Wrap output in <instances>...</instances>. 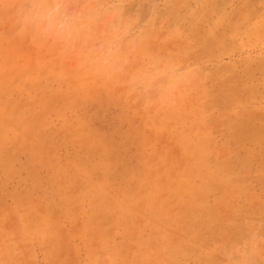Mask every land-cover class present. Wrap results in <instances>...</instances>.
Instances as JSON below:
<instances>
[{
  "label": "rangeland",
  "instance_id": "rangeland-1",
  "mask_svg": "<svg viewBox=\"0 0 264 264\" xmlns=\"http://www.w3.org/2000/svg\"><path fill=\"white\" fill-rule=\"evenodd\" d=\"M262 15L264 0H0V264H264ZM141 35L150 41L133 46ZM185 167L194 210L164 189L163 220L139 205L116 230L95 213L108 178L109 200H140L138 180L164 184Z\"/></svg>",
  "mask_w": 264,
  "mask_h": 264
},
{
  "label": "bare ground",
  "instance_id": "bare-ground-1",
  "mask_svg": "<svg viewBox=\"0 0 264 264\" xmlns=\"http://www.w3.org/2000/svg\"><path fill=\"white\" fill-rule=\"evenodd\" d=\"M189 2V1H188ZM185 7H186V5H185ZM3 52V51H2ZM9 60V59H8ZM7 64V63H6ZM19 68V67H18ZM17 68V69H18ZM28 67H26V69H27ZM39 68V67H38ZM14 69V68H13ZM22 69V68H21ZM25 69V68H24ZM11 70V69H10ZM30 70V69H29ZM38 70V69H37ZM17 71V70H16ZM24 71V70H23ZM27 71H28V69H27ZM26 71V74H29L28 72ZM39 71H40V69H39ZM20 72H22V71H19V73ZM29 72H32V71H29ZM12 73V72H11ZM10 73V74H11ZM18 73V75H20ZM23 73V72H22ZM21 73V75L23 76V74L25 73V71H24V73L22 74ZM37 73V72H36ZM16 74V73H15ZM4 74L2 73V76H3ZM17 75V74H16ZM20 75V76H21ZM32 75V73L30 74V76ZM39 75V74H38ZM0 76H1V74H0ZM5 76V75H4ZM8 76V75H7ZM6 76V77H7ZM21 76V77H22ZM25 76V75H24ZM27 77H28V75H26ZM45 76V75H44ZM52 76V75H51ZM11 77V76H10ZM21 77H19V78H21ZM42 77V76H41ZM17 78V77H16ZM36 78V77H35ZM52 78V77H51ZM42 79V78H41ZM7 80V79H6ZM19 80H21V79H19ZM24 80V79H23ZM22 80V81H23ZM40 80V79H39ZM53 80V79H52ZM3 81H5V77H4V80ZM15 83H18L17 81H16V79L15 80H13ZM6 82V81H5ZM25 82V81H24ZM23 82V83H24ZM36 82H39V81H36ZM8 83V82H7ZM12 83V82H11ZM9 84V83H8ZM19 84V83H18ZM17 84V85H18ZM21 84V83H20ZM46 85L48 84V82L47 83H45ZM7 85V84H6ZM12 84H10L9 86H11ZM25 85H27V84H25ZM45 85V86H46ZM66 85V84H65ZM8 86V85H7ZM15 86H16V84H15ZM21 86V85H20ZM40 86V85H39ZM49 86V85H48ZM52 86V85H51ZM17 87V86H16ZM26 87V86H25ZM32 87H33V85H32ZM3 88V87H2ZM6 88H8V87H6ZM28 88V87H27ZM36 88V87H35ZM1 89V88H0ZM4 89V88H3ZM6 90V89H5ZM5 90L3 91V92H5ZM11 90V89H10ZM13 90V89H12ZM18 90V89H17ZM16 90V91H17ZM31 90V89H30ZM47 90V89H46ZM9 91V90H8ZM15 91V93H17ZM23 91V90H22ZM28 91V90H27ZM32 91V90H31ZM33 91H36L35 89H33ZM60 91H62V90H60ZM60 91H58V92H60ZM11 92V91H10ZM10 92H8V93H10ZM56 92V91H55ZM1 93H2V91H1ZM6 93V92H5ZM14 93V92H13ZM20 93V92H19ZM18 93V94H19ZM31 93V92H30ZM24 94H28V93H24ZM31 94H33V92L31 93ZM39 94V93H38ZM61 94V93H60ZM6 96H8V95H6ZM5 96V97H6ZM10 96V95H9ZM21 96V95H20ZM50 96V95H49ZM0 97H2V95L0 96ZM19 97V96H18ZM82 98H83V96H82ZM5 99V98H4ZM21 99V98H20ZM19 99V100H20ZM26 99V98H25ZM25 99H23V101L25 100ZM48 99V98H47ZM86 99V98H85ZM90 99V98H89ZM97 99V98H96ZM10 100V99H9ZM1 101V100H0ZM20 101H22V100H20ZM36 101V100H35ZM60 101V100H59ZM4 102V101H3ZM10 102V101H9ZM12 102V101H11ZM39 102V101H38ZM86 102H88L87 100H86ZM1 103V102H0ZM6 103V102H5ZM20 103H22V102H20ZM8 104V103H7ZM6 104V105H7ZM19 104V103H18ZM32 104V103H31ZM30 104V105H31ZM36 105H37V103H35ZM57 104V103H56ZM68 104H70V103H68ZM86 104V103H85ZM98 104V103H97ZM25 106L27 105V104H24ZM19 106V105H18ZM33 106V105H32ZM67 106V105H66ZM77 106V105H76ZM85 106V105H84ZM87 106V105H86ZM20 107H21V105H20ZM23 107V106H22ZM27 107V106H26ZM31 107V106H30ZM70 107V106H69ZM88 107V106H87ZM92 107H94V106H92ZM91 107V108H92ZM8 108V107H7ZM11 108V107H10ZM32 108H34V107H32ZM85 109H86V107H84ZM83 107H82V109H84ZM9 109V108H8ZM8 109H6V111H8ZM15 109V108H14ZM19 109H21V108H19ZM65 109V108H64ZM63 109V110H64ZM71 109V108H70ZM26 110V109H25ZM34 110H36L35 108H34ZM56 110H57V108H56ZM89 110V109H88ZM94 110V109H93ZM5 111V112H6ZM16 111H17V109H15V113H16ZM18 111H20V110H18ZM69 111V110H68ZM67 111V112H68ZM84 111V110H83ZM10 112V111H9ZM21 112V111H20ZM34 112V111H33ZM65 112V111H64ZM70 112V111H69ZM71 112H72V110H71ZM57 113H59L58 111H57ZM79 113V112H78ZM83 113V112H82ZM91 113V112H90ZM23 114V113H22ZM25 114V113H24ZM23 114V115H24ZM37 114V113H36ZM39 114V113H38ZM31 115V114H30ZM87 115V114H86ZM96 115V114H95ZM3 116H5V115H3ZM8 116V115H7ZM17 116H19V115H17ZM64 116V115H63ZM79 116V115H78ZM30 117V116H29ZM36 117H38V116H36ZM39 117H40V115H39ZM65 117V116H64ZM91 117V116H90ZM3 117H1V119H2ZM20 118V117H19ZM81 118H83V117H81ZM80 118V119H81ZM5 119V118H4ZM14 119H16V118H14ZM31 119V118H30ZM36 119V118H35ZM64 119H66V118H64ZM3 120V119H2ZM7 120V119H6ZM38 120V119H37ZM43 120H45V119H43ZM8 121V120H7ZM46 121V120H45ZM66 121V120H65ZM77 121V120H76ZM75 121V122H76ZM84 121V120H83ZM86 121V120H85ZM1 122V121H0ZM4 122H6V121H4ZM8 122H10V121H8ZM32 122H33V120H32ZM38 122H39V120L37 121V124H38ZM40 122H41V120H40ZM40 122H39V124H40ZM42 122H44V121H42ZM41 122V123H42ZM68 122V121H67ZM70 122V121H69ZM78 122V121H77ZM90 122H92V121H90ZM89 122V123H90ZM21 123V122H20ZM9 124V123H8ZM44 124H45V122H44ZM65 124H66V122H65ZM74 124L75 123H72V126H74ZM35 125V123L33 124V126ZM67 125H70V123L69 124H67ZM90 125V124H89ZM38 125H36V128H38L37 127ZM42 126H43V123H42ZM85 126H87L86 124H85ZM44 127V126H43ZM42 127V128H43ZM46 127V126H45ZM84 127V126H83ZM91 127H92V125H91ZM93 127H95V125H93ZM1 128H3V127H1ZM5 128V127H4ZM22 128V127H21ZM40 128V127H39ZM38 128V129H39ZM47 128V127H46ZM45 128V129H46ZM73 128V127H72ZM71 128V129H72ZM6 129V128H5ZM74 129V128H73ZM86 129V128H85ZM88 129V128H87ZM90 129V128H89ZM17 130V129H16ZM42 130V129H41ZM62 130V129H61ZM65 130V129H64ZM68 130V129H67ZM83 130V129H82ZM1 131V130H0ZM7 132H8V130H6ZM11 131V130H10ZM26 131V130H25ZM33 131V130H32ZM66 131V130H65ZM69 131V130H68ZM75 131H78L77 129L75 130ZM75 131H74V133H75ZM4 132V131H3ZM27 132V131H26ZM29 132V131H28ZM80 132V131H79ZM83 132V131H82ZM88 132V131H87ZM90 132V131H89ZM126 132V131H125ZM1 133H2V131H1ZM20 133H22L21 131H20ZM30 133V132H29ZM33 133V132H32ZM35 133H37V132H35ZM38 133H40L41 134V132H39L38 131ZM50 133H53V132H50ZM49 133V134H50ZM62 133V132H61ZM64 133V132H63ZM72 133V132H71ZM95 133V132H94ZM98 133V132H97ZM116 133H117V131H116ZM8 134H10V132L8 133ZM59 134H60V132H59ZM59 134H58V136H59ZM69 134H70V132H69ZM68 134V135H69ZM73 134V133H72ZM71 134V135H72ZM82 134V133H81ZM84 134V133H83ZM96 134V133H95ZM101 134V133H100ZM6 135V134H5ZM15 135V134H14ZM30 135V134H29ZM70 135V136H71ZM80 135V134H79ZM88 135H90V133L88 134ZM4 136V135H3ZM8 136V135H7ZM6 136V137H7ZM34 136H35V134L33 135V138H34ZM38 135H36L35 136V138L37 137ZM42 135H40V137H41ZM19 138H20V136H18ZM32 137V136H31ZM48 137V136H47ZM61 137V136H60ZM83 137V136H82ZM88 137V136H87ZM91 137V136H90ZM107 137V136H106ZM8 138V137H7ZM10 138V137H9ZM21 138H23L22 136H21ZM20 138V139H21ZM25 138V137H24ZM28 140L29 139H31L30 137H26ZM25 138V139H26ZM50 138V137H49ZM48 138V139H49ZM51 138H52V136H51ZM53 138H56V136H54ZM95 138H96V136H95ZM105 138V137H104ZM14 139V138H13ZM63 139V138H62ZM66 138L64 137V141H62V142H65L66 140H65ZM70 139H72V138H70ZM80 139V138H79ZM86 139V138H85ZM100 139H101V136H100ZM184 139V138H183ZM7 140H9V139H7ZM6 140V141H7ZM12 140V139H11ZM10 140V141H11ZM28 140H27V142H28ZM36 140H38V139H36ZM109 140V139H108ZM131 140V139H130ZM193 140V139H192ZM13 141V140H12ZM18 141H19V139H18ZM39 141H41V139L39 140ZM67 141H68V138H67ZM71 141V140H70ZM103 141V140H102ZM4 143H6L5 141H3ZM9 142V141H8ZM7 142V143H8ZM14 142V141H13ZM47 142V141H46ZM57 142V141H56ZM61 142V143H62ZM87 142V141H86ZM111 142V141H110ZM110 142H108V144L110 143ZM123 141H121L120 143H122ZM130 142V141H129ZM184 144H185V148L186 149H188V150H190L188 153H186V154H192L193 153V151H194V153L197 151L198 152V144L197 143H194V142H192L191 143V141H190V139H184ZM6 143V144H7ZM32 143V142H31ZM37 143H38V141H37ZM44 143V142H43ZM57 143H59V142H57ZM69 143V142H68ZM71 143V142H70ZM76 143V142H75ZM106 143V142H105ZM113 143V142H112ZM120 143H118V144H120ZM9 144V143H8ZM15 144V143H14ZM21 144V143H20ZM33 144V143H32ZM31 144V145H32ZM36 144V143H35ZM45 144V143H44ZM47 144V146H48V143H46ZM46 144H45V146H46ZM50 144V143H49ZM63 144V143H62ZM108 144H107V147H108ZM114 144V143H113ZM18 145V144H17ZM25 145V144H24ZM23 145V146H24ZM51 145H53V144H51ZM75 145H77V144H75ZM82 145V144H81ZM93 146H95L97 149L101 146V143L100 144H92ZM125 145V144H124ZM124 145H122V146H124ZM3 146L4 147H6L4 144H3ZM11 146V145H10ZM22 146V147H23ZM26 146H28V144L26 143ZM34 146V145H33ZM55 146H57V145H55ZM79 146V145H78ZM85 146V145H84ZM14 147V146H13ZM18 147V146H17ZM20 147H21V145H20ZM32 147V146H31ZM31 147H29V148H31ZM34 147H36V146H34ZM58 147V146H57ZM111 147V146H110ZM113 147V146H112ZM111 147V148H112ZM127 147H129V146H127ZM141 147V146H140ZM144 147V146H143ZM142 147V148H143ZM9 148V147H8ZM15 148V147H14ZM37 148V147H36ZM95 148V149H96ZM106 148V147H105ZM139 148V147H138ZM142 148H139V149H141V150H143ZM1 149H2V147H1ZM10 149V148H9ZM19 149V148H18ZM39 149V148H38ZM38 149L37 150H34V148H33V150L34 151H38ZM109 149V148H108ZM117 149V148H116ZM126 149V148H125ZM3 150V149H2ZM2 150H0V151H2ZM20 150V149H19ZM99 150V149H98ZM17 151V150H16ZM15 150H14V152L15 153H13V154H15L13 157H16L17 155H16V152ZM23 151V150H22ZM40 151V150H39ZM41 151H43L42 150V147H41ZM90 152H91V150H89ZM96 151V150H95ZM110 151V150H109ZM10 152V151H9ZM12 152V151H11ZM11 152H10V154H11ZM27 152H30V151H27ZM93 152V151H92ZM104 152H105V150H104ZM179 152V151H178ZM178 152H177V154H178ZM4 153V152H3ZM18 153H20V152H18ZM33 153V152H32ZM110 153V152H109ZM111 153H112V151H111ZM8 154V153H7ZM6 154V155H7ZM10 154H8V155H10ZM28 154V153H27ZM34 154H36V153H34ZM37 154H39V153H37ZM36 154V155H37ZM176 154V153H175ZM176 154V156H178ZM7 155V156H8ZM20 155V154H19ZM31 155V154H30ZM55 155V154H54ZM92 155V154H91ZM95 155V154H94ZM105 155V154H104ZM1 156V155H0ZM21 156V155H20ZM41 156V155H40ZM90 156V155H89ZM97 156V155H96ZM99 157H101V155H98ZM106 156V155H105ZM104 156V157H105ZM5 154L3 155V158L5 159ZM9 157V156H8ZM31 157V156H30ZM30 157H28V158H30ZM34 157V156H33ZM46 157V156H45ZM45 157H44V160H45ZM87 157V156H86ZM91 157V156H90ZM95 157V156H94ZM103 157V158H104ZM2 157H0V159H1ZM2 158V159H3ZM7 158V157H6ZM11 158V157H10ZM17 158V157H16ZM38 158V157H37ZM36 158V159H37ZM41 158H42V156H41ZM67 158V157H66ZM88 158V157H87ZM118 158V157H117ZM8 159V158H7ZM15 158H11V160H14ZM43 159V158H42ZM42 159H40V160H42ZM47 159V158H46ZM57 159V158H56ZM101 159V158H100ZM108 159V158H107ZM198 159L200 160V161H202V162H205L206 163V161H207V155H200V154H198ZM10 160V159H9ZM27 160V159H26ZM32 160V159H31ZM48 160H50L49 158H48ZM79 160V159H78ZM90 160V159H89ZM98 160V159H97ZM97 160H96V162H97ZM102 160V159H101ZM170 160V159H169ZM3 161H5V160H3ZM8 161V160H7ZM33 161V160H32ZM118 161H119V159H118ZM117 161V162H118ZM121 161V160H120ZM119 161V162H120ZM2 162V161H1ZM10 162H12V161H10ZM10 162H8V163H10ZM26 162V161H25ZM40 162V161H39ZM43 161H41V163H42ZM59 162V161H58ZM77 162V161H76ZM91 162V161H90ZM96 162H94V164L96 163ZM98 162H99V160H98ZM110 162V161H109ZM123 162V161H122ZM13 163V162H12ZM29 163V162H28ZM32 163V162H31ZM34 163V162H33ZM75 163V162H74ZM78 163V162H77ZM103 163V162H102ZM125 163V162H124ZM127 163V162H126ZM16 164V163H15ZM24 164V163H23ZM38 164V163H37ZM49 164H51V163H49ZM54 164H55V162H54ZM81 164V163H80ZM79 164V165H80ZM99 164V163H98ZM105 164V163H104ZM1 165H2V163H1ZM10 165V164H9ZM68 165V164H67ZM117 165V164H116ZM3 166L5 167V165L3 164ZM57 166V165H56ZM55 166V167H56ZM60 166V165H59ZM75 166V165H74ZM84 166V165H83ZM99 166V165H98ZM114 166V165H113ZM123 166V165H122ZM125 166V165H124ZM123 166V167H124ZM7 167V166H6ZM31 167H32V165H31ZM35 167V166H34ZM37 167V166H36ZM40 168H41V166H39ZM43 167V166H42ZM61 167V169H62V166H60ZM64 167H66V165L64 166ZM68 167V166H67ZM70 167H71V165H70ZM70 167H69V169H70ZM90 167V166H89ZM93 167V166H92ZM108 167V166H107ZM115 167V166H114ZM119 167V166H118ZM129 167V166H128ZM127 167V168H128ZM26 168H28V167H26ZM40 168H39V170H40ZM54 168V167H53ZM80 168V167H79ZM85 168H86V166H85ZM91 168V167H90ZM94 168L95 169H97V167L96 166H94ZM93 168V169H94ZM102 168V167H101ZM104 168V167H103ZM105 168H106V165H105ZM120 168V167H119ZM6 169V168H5ZM66 169V168H65ZM72 169V168H71ZM70 169V170H71ZM11 170V169H10ZM22 170V169H21ZM28 170H32V169H28ZM36 170V169H35ZM68 170V169H67ZM66 170V171H67ZM74 170V169H73ZM111 170V169H110ZM113 170V169H112ZM120 170H121V168H120ZM131 170V169H130ZM129 170V171H130ZM134 170V169H133ZM33 171V170H32ZM49 171V170H48ZM56 171H58V170H56ZM59 171H60V169H59ZM65 171V172H66ZM96 171V170H95ZM98 171V170H97ZM96 171V172H97ZM102 171H104V169L102 170ZM108 171V170H107ZM106 171V172H107ZM116 171V170H115ZM117 171H118V169H117ZM116 171V172H117ZM122 171V170H121ZM126 171V170H125ZM146 171V170H145ZM11 172H14V171H11ZM25 173L27 172V171H24ZM29 172V171H28ZM35 172V171H34ZM37 172V171H36ZM54 172V171H53ZM62 172V171H61ZM60 172V173H61ZM71 172V171H70ZM73 172V171H72ZM78 172V171H77ZM76 172V173H77ZM92 172V171H91ZM131 172V171H130ZM130 172H127V173H130ZM192 172V170H190L189 169V167H185V168H182L181 169V171H180V173H179V175L178 176H174V177H167V179L165 180V183L164 184H162V181L161 180H159V179H156V181H154V182H152L151 184L152 185H150L149 184V182H148V180H147V178H144L143 180H138L137 181V183L138 182H140L139 184H140V186H142V187H145V188H147V190H146V192H145V194H143V196H144V198L143 199H140V200H138L139 198H141L140 196L138 197V199H137V196H135L134 195V193L132 192V194L131 195H129L130 197H124V196H122L123 194H121V197L120 196H115V197H111V199L112 200H109L108 199V197H107V195L108 194H106V192H107V188H108V184H112V180H113V178L111 179V181H110V179L108 178V180L110 181V183H108L107 184V181L105 182H102L101 184H99V185H96L94 188H93V192L95 193V198L93 199V200H95L96 199V206L94 207V210H95V213H97L98 214V216H99V219L101 220V222H103V223H105V222H107V223H111L112 225H113V227L115 226V228H116V230L119 228V227H121V226H123V224H124V221L127 219V217H128V214L130 213V212H132V211H134L139 205H141L142 207H143V209L145 210V212L146 213H148V214H152V215H158L159 217H160V220H163L162 218H163V215L161 214V206H160V202H159V200H157L156 198H155V196L160 192V191H162V190H164V189H167L168 190V192H169V195L170 196H172V197H174V192H176V191H178V190H180V194L176 197L177 198V200L176 201H178L179 203H180V205L181 206H183V207H185V208H187V209H192V210H194V174L193 173H191ZM16 173V172H15ZM59 173V172H58ZM60 173L58 174V175H60ZM88 173V172H87ZM108 173H109V171H108ZM113 173H114V171H113ZM119 173V172H118ZM123 173V172H122ZM122 173H120V174H122ZM140 173V172H139ZM138 173V174H139ZM13 174V173H12ZM29 174V173H28ZM70 174V173H69ZM74 174V173H73ZM103 174V173H102ZM111 174V173H110ZM115 174V173H114ZM38 175V174H37ZM46 175V174H45ZM51 175V174H50ZM92 175V174H91ZM123 175V174H122ZM134 175V174H133ZM142 175H143V173H142ZM141 175V176H142ZM8 176V175H7ZM12 176V175H11ZM31 176V175H30ZM33 176H35V173H34V175ZM40 176H41V174H40ZM63 176V175H62ZM75 176V175H74ZM79 176V175H78ZM105 176V175H104ZM110 176V175H109ZM119 176V175H118ZM124 176V175H123ZM127 176V175H126ZM6 177V176H5ZM38 177H39V175H38ZM45 177V176H44ZM43 177V178H44ZM54 177V176H53ZM60 177V176H59ZM71 177H72V175H71ZM94 177V176H93ZM101 177V176H100ZM108 177V176H107ZM117 177V176H116ZM125 177V176H124ZM129 177H131V174H130V176ZM129 177L127 176V178L129 179ZM136 177H137V175H136ZM140 177V176H139ZM30 178V177H29ZM36 178V177H35ZM55 178V177H54ZM54 178H52V179H54ZM76 178V177H75ZM79 178V177H78ZM77 178V179H78ZM89 178H91L90 177V175H89ZM95 178V177H94ZM106 178V177H105ZM126 178V177H125ZM141 178V177H140ZM210 178H212V175H210ZM42 179V178H41ZM56 179V178H55ZM64 179H65V177H64ZM66 179H68V178H66ZM72 179V178H71ZM74 179V178H73ZM92 179V178H91ZM115 180H117L116 178H114ZM148 179H150V177L148 178ZM32 180V182L31 183H34L33 181V179H31ZM60 180V179H59ZM80 180V179H79ZM78 180V181H79ZM94 180V179H93ZM103 180V179H102ZM131 180V179H130ZM133 180V179H132ZM135 181H136V179H134ZM27 181V180H26ZM42 181H43V179H42ZM66 180H64V182H65ZM70 181V180H69ZM119 181V180H118ZM127 181H129V180H127ZM134 181V182H135ZM151 181H152V179H151ZM36 182V181H35ZM46 182V181H45ZM49 183H50V181H48ZM77 181L75 180V183H76ZM28 183V182H27ZM55 183L57 184V182L55 181ZM54 183V184H55ZM60 184L62 183V182H59ZM84 186H85V188H90L91 186L89 185V182H88V179L87 178H85L84 179V181L83 182H81ZM127 183V182H126ZM52 184V183H51ZM59 184V185H60ZM65 184V183H64ZM64 184H63V186H64ZM72 184V183H71ZM129 184V183H128ZM74 185V184H73ZM79 185V184H78ZM113 185V184H112ZM117 185V184H116ZM115 185V186H116ZM120 185V184H119ZM121 185H124L123 183L121 184ZM26 186V185H25ZM32 186V185H31ZM71 186V185H70ZM77 186V185H76ZM76 186H75V188H76ZM111 186V185H110ZM134 186H136L135 184L133 185V187ZM3 187V186H2ZM35 187V186H34ZM72 187V186H71ZM137 187V186H136ZM174 187V188H173ZM188 187H190V188H188ZM48 188V187H47ZM49 188H50V184H49ZM53 188V187H52ZM57 188V187H56ZM63 188V187H62ZM68 188V187H67ZM70 188V187H69ZM78 188V187H77ZM84 187H82V189H83ZM111 188H112V186H111ZM120 188V187H119ZM36 188H34L33 189V191L34 192H36V190H35ZM64 189V188H63ZM114 189H116V188H114ZM122 189H124L125 190V188H122ZM78 190V189H77ZM80 190H81V187H80ZM84 190V189H83ZM90 190V189H89ZM110 190V189H109ZM108 190V191H109ZM127 190H131V189H128V187H127ZM14 191H16V190H14ZM17 191H19V190H17ZM24 191V190H23ZM49 191V190H48ZM82 191V190H81ZM112 191V190H111ZM121 191V190H120ZM11 192V191H10ZM20 192V191H19ZM77 192V191H76ZM75 192V193H76ZM84 192H86V191H84ZM115 192V191H114ZM18 193V192H17ZM28 193H29V191H28ZM55 193V192H54ZM57 193V192H56ZM82 193V192H81ZM80 193V194H81ZM89 193V192H88ZM112 193V192H111ZM118 193V192H117ZM127 193H129L128 191H127ZM126 193V194H127ZM20 194H22L21 192H20ZM69 194V193H68ZM77 194H79L78 192H77ZM80 194H79V196H80ZM86 194V193H85ZM90 194V193H89ZM113 194V193H112ZM15 195V194H14ZM29 195V194H28ZM65 195V194H64ZM82 195H84L83 193H82ZM114 195V194H113ZM117 195V194H116ZM20 196H22V195H20ZM29 196H31V195H29ZM48 196V195H47ZM59 196V195H58ZM66 196V195H65ZM74 196H75V194H74ZM88 196V195H87ZM78 197V196H77ZM83 197V196H82ZM18 198H19V196H18ZM17 198V199H18ZM30 198V197H29ZM15 199V198H14ZM23 199H25V198H23ZM23 199H21L22 201H23ZM31 199V198H30ZM62 199V198H61ZM73 199H75V198H73ZM73 199H71V201L73 200ZM78 199V198H77ZM20 200V199H19ZM27 200H29V199H27ZM49 200V199H48ZM48 200H46V201H48ZM65 200V199H64ZM70 200V199H69ZM81 200H84V199H81ZM87 200V199H86ZM67 201V200H66ZM74 201V200H73ZM26 202V201H25ZM68 202V201H67ZM75 202V201H74ZM90 202H92V201H90ZM109 202L110 203H112V205H113V208L112 209H110V207H108L107 205L109 204ZM27 203H28V201H27ZM61 203V202H60ZM69 203V202H68ZM24 204V203H23ZM66 204V203H65ZM93 204H94V202H93ZM64 205V204H63ZM69 206H70V204H68ZM85 205H86V203H85ZM53 206V205H52ZM68 206V208H70ZM76 206V205H75ZM79 206V205H78ZM77 206V207H78ZM94 206V205H93ZM111 206V205H110ZM62 207V206H61ZM79 207H81V206H79ZM73 208L75 209L76 207H74L73 206ZM64 209V208H63ZM72 209V208H71ZM65 210H67V209H65ZM69 210V209H68ZM73 210V209H72ZM76 210V209H75ZM94 210H92V212L94 211ZM87 212L88 213H90L88 210H87ZM90 215H92V213L90 214ZM94 215V214H93ZM95 217V216H94ZM88 218H89V215H88ZM87 218V219H88ZM92 219V218H91ZM89 220V219H88ZM90 221V220H89ZM91 221H93V220H91ZM98 221V220H97ZM92 223V222H91ZM100 223V222H99ZM149 223H150V221H149ZM155 223V222H154ZM104 225V224H103ZM163 228V227H162ZM196 228V227H195ZM194 228V229H195ZM171 254H173V253H171ZM188 254V253H187ZM183 255H185V252L183 253Z\"/></svg>",
  "mask_w": 264,
  "mask_h": 264
},
{
  "label": "snow or ice",
  "instance_id": "snow-or-ice-1",
  "mask_svg": "<svg viewBox=\"0 0 264 264\" xmlns=\"http://www.w3.org/2000/svg\"><path fill=\"white\" fill-rule=\"evenodd\" d=\"M37 7H47V6L46 5H38ZM74 7H76V6L73 4H57L56 5L57 10L63 8L66 13L70 12ZM217 22L223 23V17H218ZM248 23H252V20L250 19L248 21ZM259 23H260V27H261L262 31H264V15L261 16ZM126 35H131V34L128 33ZM146 39L148 41H150L151 36L145 37L144 35H141L140 37H134L132 39V44L134 46L136 43H143V42H145ZM237 264H243V262H237Z\"/></svg>",
  "mask_w": 264,
  "mask_h": 264
}]
</instances>
